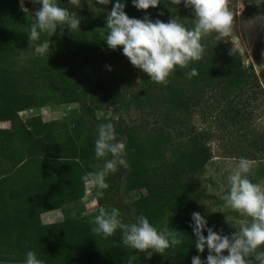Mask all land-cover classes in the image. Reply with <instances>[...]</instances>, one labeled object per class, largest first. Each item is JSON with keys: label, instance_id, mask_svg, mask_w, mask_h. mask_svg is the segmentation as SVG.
<instances>
[{"label": "trees", "instance_id": "16d2710c", "mask_svg": "<svg viewBox=\"0 0 264 264\" xmlns=\"http://www.w3.org/2000/svg\"><path fill=\"white\" fill-rule=\"evenodd\" d=\"M58 2L81 18L80 31L68 32L65 28L63 47L47 57L31 58L48 41L47 32L28 42L29 30L36 23L35 14L27 16L20 0H0V122L11 124L8 130L0 129V155L3 150H11L12 156H2L14 166L23 164L25 168L29 163L35 164L36 184L17 192L49 202L60 189L71 186L75 193L71 202L84 198L88 183L82 177L103 166L93 151L96 130L101 124L111 123L116 140L125 144L126 166H118L106 177V189L97 187L96 204L109 212L118 209L126 223H133L143 215L158 231L175 229L181 233L178 238L182 243L163 255L153 253L150 259H145L144 253L122 243L119 230L108 238L95 233L92 230L95 225L91 223L95 216L66 218L49 225L33 221L15 225L9 222L3 208L0 262L24 264L28 251L35 252L43 264H51L54 255L63 257L61 264H191L193 256L205 259L207 250L197 253L188 224L190 214L199 212L200 205L213 198L201 181L212 152L204 133L184 129L183 137L174 136L186 123L180 121L178 126L171 122L170 115L189 114L200 105L206 91H219L234 113L230 120L235 124L240 117L245 118L241 114L242 101L260 87L255 71L244 65L230 41L213 40L203 45L199 61L177 69L166 83L155 84L146 78L145 84L150 89L143 102L137 100L142 111L146 107L148 110L142 124L99 117V111L115 112L125 106L129 83L137 69L119 50L110 51L103 43L106 15L112 3L99 5L95 0H81L80 8L73 9L68 0ZM124 3L126 14L140 19L141 11L131 6V0ZM36 4L38 11L40 5ZM192 68L197 75L189 77ZM67 104L79 106L78 116L69 121L44 122L40 115L26 120L20 116L22 112ZM160 113L166 114L165 119L155 118ZM58 162L73 164L74 175L60 172V168L50 175V164ZM50 190L53 193L49 195L37 193ZM52 199L53 203L20 204L25 214H40L72 204ZM208 226L225 235L220 227L210 223ZM257 251H264V246ZM248 260L249 264H259L255 253L249 254Z\"/></svg>", "mask_w": 264, "mask_h": 264}, {"label": "clouds", "instance_id": "9594fccd", "mask_svg": "<svg viewBox=\"0 0 264 264\" xmlns=\"http://www.w3.org/2000/svg\"><path fill=\"white\" fill-rule=\"evenodd\" d=\"M36 2L40 8L35 12L36 23L29 30L28 42L36 41L41 33H56L58 28L61 35L65 28L68 32L80 31L81 18L75 11L61 7L58 0ZM95 2L99 5L112 3L111 11L106 15L107 31L103 43L110 51L119 50L135 69L157 84L166 83L174 71L184 69L202 58L203 35H227L233 23L227 0H178L190 8L195 17L191 30L174 19L165 23L159 19L153 20L149 15L140 19L130 18L125 12L124 0ZM176 2L173 0V3ZM68 4L78 9L81 0H68ZM158 4L160 0H131V6L143 12L156 9ZM107 70L111 71V66ZM188 75L196 76L197 70L192 68ZM96 135L93 151L95 158L103 161V166L85 174L82 179L99 189H106V177L115 172L118 166H126L125 144L116 140L111 123L99 125ZM252 164L253 161L247 158H239L228 176L230 187L222 197L226 207L251 218V223L242 222L238 231L230 236L222 235L208 226L205 216L193 211L188 228L195 238L197 253L203 254L207 250V256L203 260L200 255L193 256L191 264H249L248 256L251 253H255V260L259 264H264V251H257L264 246V186L248 178ZM91 223L95 225L92 230L104 238L113 236L119 230L122 243L144 253L145 259H150L153 253L163 255L182 243L178 238L181 233L175 229L158 231L143 215L133 223H126L116 208L109 212L101 207ZM24 264H43V261L35 252L28 251Z\"/></svg>", "mask_w": 264, "mask_h": 264}, {"label": "rangeland", "instance_id": "374dc122", "mask_svg": "<svg viewBox=\"0 0 264 264\" xmlns=\"http://www.w3.org/2000/svg\"><path fill=\"white\" fill-rule=\"evenodd\" d=\"M36 3V0H20V6L27 16L35 14ZM227 7L233 16L230 32L227 35L217 33L203 35L201 43L204 45L213 40L230 41L234 49L241 54L244 65L255 71L260 87L253 90L252 96L249 95L250 97L245 98L241 103L243 105L241 114L245 118L240 117L238 122L232 123L230 118L234 113L230 112L229 104L223 99L221 92L211 90L205 92L200 105L191 113L186 115L171 114L170 117L171 122L177 123L178 126L180 121L186 123L178 128V132L174 134L176 137H183L184 129L207 135L212 159L201 181L213 198L205 200L200 205L199 212L207 218L208 223L220 227L225 235L230 236L239 230L242 222L251 223V218L241 216L230 207H226L222 199L230 187L228 176L234 170L239 158L243 157L253 161L248 178L253 183L264 186V0H227ZM94 9L90 4L91 12H94ZM144 15H149L151 19H159L165 23L174 19L189 30L195 24V17L191 9L186 8L183 2L179 3L178 0L176 3H173V0H160L156 9H148L147 12L141 11L140 18H143ZM47 35L48 41L38 47L31 58L47 57L50 52L63 47V37L59 28L56 33L49 31ZM146 78L147 76L137 69L133 75V81L129 83V94L123 102L125 106L115 112L99 111L98 116H106L131 125L142 124L147 119L148 110L146 107L142 111L138 107L137 100L143 102L148 89H150L145 84ZM78 114V105L67 104L22 112L20 116L25 120L40 115L45 121L63 119L69 121L77 117ZM165 116V113H160L155 118L163 120ZM3 127L4 125L0 124V129ZM1 155H4V150ZM93 197L88 193V199ZM90 207L86 206L88 211H91L89 209L94 210L87 213V218L96 216L100 210L96 200Z\"/></svg>", "mask_w": 264, "mask_h": 264}, {"label": "crops", "instance_id": "0c3cea01", "mask_svg": "<svg viewBox=\"0 0 264 264\" xmlns=\"http://www.w3.org/2000/svg\"><path fill=\"white\" fill-rule=\"evenodd\" d=\"M43 118V117H42ZM44 122H49L45 121ZM0 124H3L4 127L2 130H8L11 127L10 122H0ZM4 154L8 156H12V151L8 150L4 152ZM65 162H58L56 165L50 164L49 171L50 175L52 174V171L55 173H58V168H60V172H64V174H71L73 172V175L75 173V167L71 163H67L68 165L63 164ZM34 165L33 163H29L25 168H23V164L14 166L13 162L7 157L0 155V209L2 210L5 208V211H7L9 216V222L14 223L15 225L25 223V222H38L42 225H49L61 222L62 220L66 218H83L88 216V212H91L94 209H89L91 211H88V206H92V203L94 200H96L97 195V187L91 183L86 184V192L85 197L81 198L79 200L70 201V198H72L73 195H75L74 192L71 191V186H65V188H62L59 190V193L57 195H54L55 197H51L50 201L42 202V201H36L32 198H28V193L25 192H17L21 188L25 186H29L34 183L33 178L35 176L34 171ZM67 166V167H65ZM34 174V175H33ZM72 175V174H71ZM70 175V176H71ZM37 192L42 194L53 192ZM25 193V194H20ZM74 193V194H72ZM88 193L91 196H94L92 199H88ZM32 194V193H31ZM49 195V194H47ZM24 196V198L20 199L19 197ZM42 198V196H40ZM58 199L62 201V203H72L67 204L64 207L56 210H51L47 212H43L40 214H25L23 212V206L20 203H53V199ZM4 201V202H2ZM92 202V203H91ZM2 203H4V207H2ZM91 203V204H89ZM87 206V208H86ZM4 215V214H3ZM63 262V257L61 255H54L51 258V264H61ZM0 264H22V263H13V262H0Z\"/></svg>", "mask_w": 264, "mask_h": 264}]
</instances>
